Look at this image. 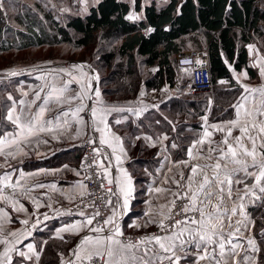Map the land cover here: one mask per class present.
<instances>
[{"label":"crops","instance_id":"obj_1","mask_svg":"<svg viewBox=\"0 0 264 264\" xmlns=\"http://www.w3.org/2000/svg\"><path fill=\"white\" fill-rule=\"evenodd\" d=\"M123 1L131 5L128 15L135 13L140 17L136 20H141L144 18V8L146 5L152 3L162 5L169 0H136L135 5H140L139 10L129 0ZM179 1L181 2L182 0ZM2 2L3 8L0 9V50L6 49L8 54L14 52L19 57L21 50H23L21 49V44L24 41L23 35H25V30H23L22 26H18L17 22L10 23L9 20L25 19L26 14L19 13L16 5L22 3L25 5L29 0H2ZM81 3L83 5L88 4L84 14L88 12L91 6L97 4L94 0H88L87 3L81 0ZM8 5L13 10L12 12L6 10V6ZM263 38L260 42L262 45H256V43L247 45L248 65L254 71H235L229 65L233 79L237 81V76H239V83L251 89L264 87V76L260 75V66H264ZM250 45L253 46L251 50L249 48ZM74 65H84L83 72L87 73L88 77L98 76L96 71L86 64V62H78L73 59H31L27 61L22 58L16 59L0 68V135L6 131L12 133L18 131L15 125L5 119L9 108H16L15 114L21 116L22 122L29 112L36 114L39 111L38 105H41L43 101L42 99L36 100L35 92L39 91L42 87L44 88V92H41V97H44L50 91L49 85L52 83L56 84L57 87L67 84L68 91L65 93L66 96H71L74 92H80L81 85L78 81L82 77L80 71L73 67ZM152 69L153 71L155 70V68ZM11 73L16 74L11 75ZM68 73H71L76 79L72 80V77ZM243 73H247V78L242 75ZM83 79L87 82V78ZM70 80H72L71 83H69ZM221 81L228 83L224 79H221ZM91 83L93 88H98L97 81L92 80ZM142 93V96H136L134 99L128 100H110L100 94L101 104L94 103L95 97H93V100L86 99L84 101L93 107L113 109L105 114V120L109 125L111 133L120 138V143L124 149L123 153L120 152L119 145L111 140V135L107 138L116 147L115 153H113L112 148L108 147L107 144L100 143L102 134L96 131L95 128L97 126L102 128L103 125H94L91 114L87 109L84 113L80 114L86 123H77L70 114L67 117L68 124L65 125L63 117H61L59 122L53 119L62 110L60 106L55 104L51 105L53 110L46 112L44 115L45 120H52L50 126L53 128V131L39 132L26 140H21L18 145L12 148L4 149V155H0V178L7 175L10 177L11 183L15 184L19 181V185L15 190L4 188L3 195L8 196L10 199L0 201V209H3V212H0V229H2L0 230V239L6 238L10 242L7 245L0 244V257H2L6 248L14 245L16 250L9 253L12 257V264H42V257H45L46 254L43 252L44 246L51 238V243L57 244L55 253L53 254L54 258L52 257L53 260L57 259V263L54 262V264H68L69 261L81 264L82 260L76 259V256L73 254L74 250H76L77 244L85 234L92 233H88L87 229L79 231L78 234L74 230H60L73 224H78L88 217L87 215L82 216L74 213L70 210V206L75 197L86 188L84 187L86 185L80 165V155L81 141L90 131L95 132L98 137L101 149H103L102 152L104 153L103 165L111 174V177L115 178L119 176L118 169L123 168L130 174L133 182L134 198L131 200L129 208L122 210L117 204L119 197L115 196L112 200V205L108 207L107 215L112 214L111 209L115 206L116 221L123 232L137 233L152 230L157 226L155 223H149L146 227L143 225L149 219L154 221L161 219V206L168 203V200L172 199V197L165 193L156 194L152 190L162 187L171 188L175 191L176 186L170 180L168 183H164V180L166 177L179 179L178 171L187 172L184 165H175V162L189 158L188 156L182 159L173 157L171 144L174 141L169 130L172 131L173 129L170 128L174 125H169L170 128L168 130L161 123L162 120L164 122L168 120V116L162 110V105L165 107L168 100L178 96V94L173 91L170 85H164L160 89L144 87L142 88ZM242 94L240 104H244L245 107L246 102L248 107L253 104V96L259 100V93L250 95L243 91ZM9 95L16 101L15 105L13 101L8 100ZM245 97H247V100H245ZM21 100L24 101L22 105L19 103ZM78 103L77 101L71 105L65 104L63 105V110L71 113ZM21 109H23V112ZM115 109L125 110L116 111ZM127 109H132L133 111H127ZM234 111L235 114L232 118L223 120H208L209 114L203 116V127L189 146L193 141L202 136L204 129L208 125L222 124L235 119L237 114L236 107ZM241 111L243 112V110ZM136 113H139V115ZM204 117H207L206 122L203 119ZM117 120L120 123H116ZM181 120V117H178L176 123ZM233 134L238 135L239 133L234 131ZM165 136L168 139H164ZM148 137L150 139H146ZM214 139H219L218 133L214 135ZM8 152H11L12 155H8ZM117 155L121 157L119 163L116 161ZM21 173H23V176ZM39 184H44L45 187L41 188L38 186ZM0 187H3L2 183H0ZM33 200L41 205L38 209ZM21 206L25 209L24 211L18 210ZM250 207L251 205L247 208L249 214ZM45 211H55L57 213L53 218L50 217L39 221L37 215ZM163 211L166 213L167 209ZM4 213H7V218H5ZM145 213H149L150 215H145ZM25 219L28 220V224L31 226L22 223ZM132 223L139 226L129 227ZM191 227H195V225H191ZM12 232H15L16 236H12ZM58 232L59 236H57ZM29 233L31 234L29 235ZM47 234L50 237H45ZM241 234L256 238L253 228L251 232L242 230ZM59 237H63V239ZM233 242L236 241L234 240ZM240 243L247 247L245 240H241ZM29 244H32L36 249V252L39 254V260L28 251L27 246ZM20 251L32 255V259H22L19 256ZM249 254L258 256V254H252L251 252ZM195 261L196 254L192 252L187 258H182L179 264H195ZM199 264H207V262L200 261Z\"/></svg>","mask_w":264,"mask_h":264},{"label":"snow or ice","instance_id":"obj_2","mask_svg":"<svg viewBox=\"0 0 264 264\" xmlns=\"http://www.w3.org/2000/svg\"><path fill=\"white\" fill-rule=\"evenodd\" d=\"M83 2L87 3L88 0H83ZM94 2L98 4L100 0H94ZM129 2L133 5L136 4V0H129ZM2 8L3 2L0 0V9ZM139 18L135 13L127 16L129 20ZM148 31H152V29H148ZM249 48L251 50L253 46L250 45ZM73 67L80 71L82 77L78 81L81 85L80 92L66 96L67 84L57 87L52 83L49 85L50 91L41 97V92H44L42 87L35 92L36 100L42 99L43 101L41 105H38L39 111L36 114L29 112L23 122L21 116L15 114V107L8 109L5 119L15 125L18 131L16 133L6 131L0 135V155H4L5 148H12L18 145L21 140H26L39 132L53 131L50 126L52 120L44 119L45 113L53 110L51 107L53 104L62 109L53 119L59 122L63 117L65 125L68 124L67 117L70 114L77 123H86L80 114L87 109L94 125H103L102 128L99 126L95 128L102 134L100 143L107 144L115 153L116 147L107 138L111 135V140L119 145L120 152H124L120 138L111 133L105 120V114L113 109L97 108L84 102L86 99L93 100L95 97V104L102 103L99 89L93 88L91 83L92 80L98 82L99 76L88 77L87 73L83 72L84 65H74ZM15 74L11 73V75ZM68 75L72 77V80L76 79L71 73ZM242 75L247 78V73ZM260 75L264 76V66H260ZM83 78H87V82ZM239 79L240 77L237 76L238 82ZM221 83H226V81H221ZM241 87L244 92L250 95L259 93V104H253L250 109L246 108L244 104L236 105L235 119L222 124L208 125L202 136L188 147L187 156L189 159L175 162V165H184L187 172L178 171L179 179L166 177L164 180V183H168L170 180L176 186V190L162 187L152 190L156 194L170 195L172 199L161 206V219L155 221L149 219L143 226L155 223L165 234L142 236L137 241L130 238L125 240L123 239L124 232L116 221L115 206L111 209V215H103L97 209L84 221L60 230H74L78 234L79 231L87 229L88 233L94 234H85L80 239L73 253L77 260L87 261L88 264H165V262L179 264L182 258H187L189 254L195 252V264H199L200 261H206L207 264H261L264 262V246L258 245L254 236L241 234L242 230L251 232L255 225V221L247 212L248 206L258 204L260 207H264V87L256 89H251L246 85H241ZM8 100L13 101L14 105L16 104L11 95L8 96ZM253 100H256L255 96H253ZM77 101L79 103L71 113L63 110V105H71ZM19 103L22 105L24 101L21 100ZM115 110L124 111L125 109ZM241 110H243V116H241ZM21 111L23 112V109ZM127 111L133 110L127 109ZM136 114L139 115V113ZM203 119L205 122L207 121V117ZM116 123H120V121L117 120ZM234 131L239 134L234 135ZM217 133L219 139H214V135ZM146 139H150V137ZM164 139H168V137L165 136ZM171 147L177 148L178 145L172 143ZM93 151L98 150L94 148ZM7 154L12 155L11 152ZM116 161L118 163L121 161L119 155L116 156ZM100 166L102 167V165ZM118 171L120 175L113 178L105 169L108 183L114 184L116 189L115 191L109 189L108 194L118 196L117 204L122 210H127L134 198L133 182L126 169L119 168ZM21 175L23 176V173ZM0 183L3 184V187H0V201H7L10 198L3 195L4 188L15 190L19 181L15 184L11 183L10 177L5 175L0 178ZM38 186L45 187L44 184ZM100 187L103 188V184ZM33 202L36 203L37 209L41 206L37 201L33 200ZM110 205H112V201L109 199L105 202V206ZM164 209H167L166 213L163 211ZM18 210L24 211L25 209L21 206ZM0 212H3V209H0ZM189 213L191 215H188ZM80 215L84 216L85 214L81 212ZM145 215L150 214L145 213ZM4 216L7 218V213H4ZM175 216L186 218L175 219ZM98 217L99 220H97ZM45 219H47L46 214ZM165 220L173 223L166 224ZM94 221H96L95 225ZM22 223L27 225L28 220L25 219ZM191 225H195V227H191ZM138 226L135 223L129 225V227ZM11 235L16 236V233L12 232ZM259 235L264 236V225L261 226ZM57 236H59V232ZM59 238L63 239V237ZM234 240L236 242H233ZM241 240L246 241L247 247L240 243ZM9 243L6 238L0 239V244L7 245ZM27 247L28 251L39 260V254L34 246L29 244ZM15 250L14 245L6 248L0 257V264H12V257L9 253ZM249 252L259 254V256L250 255ZM32 255L23 251L19 252L22 259L31 260ZM68 264H75V262L69 261Z\"/></svg>","mask_w":264,"mask_h":264},{"label":"trees","instance_id":"obj_3","mask_svg":"<svg viewBox=\"0 0 264 264\" xmlns=\"http://www.w3.org/2000/svg\"><path fill=\"white\" fill-rule=\"evenodd\" d=\"M16 7L19 13L26 14L25 19L9 20L25 30L22 52L37 46L61 44L77 47H91L97 43L106 47L112 45L101 56L105 68L117 67L115 76L108 82L115 84L117 93L128 96L141 84L149 89L172 86L179 71L177 56L206 48L216 92L206 93L204 99L196 97L203 93L178 94L168 100L165 107L162 105L168 116L167 121H161L162 125L167 129L174 125L170 128L172 131L168 130L178 145L171 149L176 159L187 156L189 144L203 127V116L209 114L213 121L234 116L235 104H231V94L241 95L243 88L233 79L229 65L235 71H254L248 65L247 45L261 41L264 36V0H169L162 5H146L141 20L127 19L131 5L123 0H100L86 14L66 13L63 16L57 15L59 10L54 12L53 7L46 6L44 0H29ZM135 8L139 10L140 5ZM112 39L116 41L111 42ZM2 54L6 59L18 56L8 54L6 49L0 50ZM21 55L25 57V53ZM143 71L147 74L145 78H141ZM100 79L105 82L106 77L101 75L98 85ZM221 79L228 83H221ZM104 93L112 100V90ZM178 117L182 120L176 123ZM259 207L258 204L251 205L250 214L256 225L255 236L261 238L258 229L264 223L254 215V209ZM48 234L45 237H50ZM50 239L44 246L46 254L42 257V264L57 263V259H52L57 244H52Z\"/></svg>","mask_w":264,"mask_h":264},{"label":"built area","instance_id":"obj_4","mask_svg":"<svg viewBox=\"0 0 264 264\" xmlns=\"http://www.w3.org/2000/svg\"><path fill=\"white\" fill-rule=\"evenodd\" d=\"M179 74L176 81L171 86L176 94H196L209 93L213 90V80L211 75L209 54L206 48L187 51L177 56ZM90 141H92L90 143ZM98 151H93V149ZM101 144L95 132L90 131L81 141L80 165L83 171V178L86 188L79 193L70 206V210L76 214L83 212L89 216L95 210L99 209L103 215H107L109 206H105L107 200H113L115 196L109 195V189L115 191V185L109 184L103 165V152ZM102 165V167L100 166ZM90 177V179H89ZM103 184V188L100 185ZM180 203L179 201L177 202ZM57 212H41L37 215L39 221L55 217ZM188 215H191L189 213ZM186 217L175 216V219ZM100 218L98 217L97 220ZM94 225L96 221L93 222ZM166 224H172V221L165 220ZM28 226H31L28 224ZM175 230V229H173ZM163 235L158 226L152 230L137 233L124 232L123 239L137 241L142 236ZM81 264H88L87 261H81Z\"/></svg>","mask_w":264,"mask_h":264},{"label":"rangeland","instance_id":"obj_5","mask_svg":"<svg viewBox=\"0 0 264 264\" xmlns=\"http://www.w3.org/2000/svg\"><path fill=\"white\" fill-rule=\"evenodd\" d=\"M45 1V0H44ZM46 6L48 7H53L54 12L59 10L60 13H58L57 15L59 16H63L66 13H72V14H84L85 10L87 9L88 4L83 5L81 3V0H46L45 2ZM74 5V9L72 8V6ZM7 11L12 12L13 10L10 8V6L8 5L6 7ZM42 20V19H40ZM116 40L112 39L111 42H115ZM261 41L257 40L255 43L256 45H262L260 43ZM112 45H109V47L104 46V44H99L97 43L95 46H91V47H77L76 45L73 44H61L58 46H54V47H50V46H37L35 48H31V49H27L25 52H22L19 54L20 56H14V57H9V59L4 58L3 54L0 55V68H3L4 66L10 64V62L15 61L16 59H22L24 58L27 61H30L31 59H35V60H39V59H44V60H48V59H58V60H75L78 62H86V64H88L89 66H91V68L93 70L96 71L97 75L99 76V78L101 77V75L105 76V82H108L110 80V78H112V76H115L116 74V70L117 67L114 66L111 69L105 68L104 66V60L101 59V56L103 55L104 52L108 51L111 48ZM25 53V57H23L21 54ZM15 53H12L11 55H13ZM6 55V54H5ZM17 55V54H15ZM3 56V57H2ZM141 69H144V67L142 66ZM179 74V71H178ZM147 76L146 73H142L141 78H145ZM102 82V80L100 79V84L98 85L100 94L102 96L107 97L104 93L105 90H112L111 95V99L112 100H121V99H134L136 96H142V88L146 87L145 85L141 84L140 87L138 88V90L131 94V96L126 95V93H121L115 90V84L113 83H106ZM105 85V87H104ZM243 85V84H242ZM234 86V84L232 85ZM244 91V90H243ZM242 91V92H243ZM212 93L216 92L215 87L213 88V90L211 91ZM210 92V95H211ZM201 94V93H199ZM204 95H198L196 96L198 97H202L207 98V94L203 93ZM241 96V97H240ZM242 95H237L236 93H232L231 94V104L236 106L238 104H240V102L242 101ZM108 100V99H107ZM258 99L253 100V104L258 105ZM253 104H251L250 107L247 106V102H246V108H252ZM241 116H243V112L241 111ZM209 120V118H208ZM92 130H94L92 128ZM98 138V137H97ZM254 215L255 217H259L261 223H264V215H261L264 211V207H259L257 209H254ZM252 218V217H251ZM263 225V224H261ZM256 227V225H254L253 228V233L255 234V230L254 228ZM260 229H258L259 231ZM257 239V243L258 245H262L264 246V236H261V238L256 237ZM253 254V253H252ZM259 256V254H258Z\"/></svg>","mask_w":264,"mask_h":264}]
</instances>
